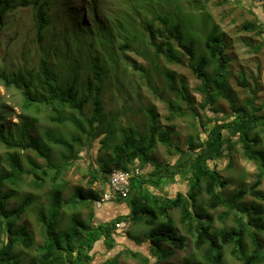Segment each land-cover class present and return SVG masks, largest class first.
I'll return each instance as SVG.
<instances>
[{
  "label": "rangeland",
  "instance_id": "obj_1",
  "mask_svg": "<svg viewBox=\"0 0 264 264\" xmlns=\"http://www.w3.org/2000/svg\"><path fill=\"white\" fill-rule=\"evenodd\" d=\"M46 1L51 2L49 16L52 24L46 33L44 47L38 41L35 26L36 12L32 7L19 8L7 16L0 37V71L11 73L19 69L38 68L45 50L49 48L50 61L55 65L61 57L66 56L65 49L57 43V39L66 38L64 45L71 47L70 52L79 59L77 64L82 76L81 87L86 85V69L90 66V61L99 54L101 60L106 61L105 66L110 71L103 91V106L105 113L108 114L107 122L109 123V118L114 115L118 117L116 134L108 141L110 147L119 142L122 133L129 128L145 133L149 126L148 110L154 108L159 117L160 130L171 132L173 153L170 154L168 147L158 141L150 158L162 164H175L181 156V153L176 151V145H180L183 150L184 154L181 158L184 161L188 156L185 153L190 148L187 143L188 138L194 137L197 142L196 137L199 134L204 139L208 137L203 124L206 125V130H210L217 123L229 122L236 117L231 100L236 104H244L248 98H252V92L256 90L255 103L257 106H264V3L260 0ZM162 13H170L175 20L183 21L185 40L193 41L198 51H204L206 36L210 35L216 25L220 26V33L225 34L226 45L222 47H225V55L228 59L226 69L229 74L224 91L231 95V99L220 94L216 103L207 105L205 97L198 89L202 85V79L189 66V57H185V63L171 64L162 56L154 55L148 35L143 34L142 25L153 21L156 15ZM249 23L261 24L263 32L259 34L257 31H246L243 26ZM155 26L163 28L161 22H156ZM104 34L107 42L98 40L94 45H90L91 36L99 39L104 38ZM130 39L135 42L131 49L125 51L119 49V46ZM113 50H115L114 54ZM137 66L147 71L150 82L145 72L137 69ZM215 67V64L208 67L209 75L214 73ZM170 72L176 75L178 86H181L180 80L184 79L191 95L195 115L192 114L193 111L187 102L177 100L182 109L188 111L187 115H175L173 120L168 119L172 113L167 102L176 98L175 93L168 86L167 74ZM243 81H246V86L242 85ZM23 104L24 97L21 91L15 88L7 89L3 83H0V113L4 116L2 125L5 126L7 134L15 140H21L20 132L24 122L33 124L29 136L41 138L48 143L52 160L63 165V154L67 151L63 146L51 141L47 132L68 136L74 128L70 125L57 126L51 122L50 110L45 106H42L41 112L37 113L34 110L25 111ZM93 110L94 104L90 102L85 107L84 115H91ZM101 138L102 136L97 140L94 139L92 144L86 141L85 147L78 148L79 158L63 172L62 180L67 183L62 195L63 200L69 199L74 203H68L62 209L58 218L59 228H67L74 214L94 227L101 224L115 225L112 235L115 238L114 243L111 244L108 237L101 232L93 250L88 253L89 259L92 258L90 264H181L184 258L193 253L197 254V258H203L205 248L199 250L196 247L195 234L189 233L187 227L181 223L180 208L172 211L171 214L178 230L187 238L188 246L183 250H176L172 258L162 262L150 253L147 234L151 228L147 225L146 219L134 222L130 218V208L125 203V199H122L124 201L117 199L116 206L103 202V195L108 192L109 187L100 180L93 181L101 167L99 157L104 155L99 151ZM226 154L220 160L211 161L210 164H214L213 168L217 166L216 169L222 178L229 182L224 190V195L228 197L239 189H249L257 179L259 168L254 161L245 158L241 144L236 145L231 156ZM12 157L19 159L23 172L16 183L11 182L10 179L4 181V191L16 190L9 206H18L25 196L33 198L29 211L18 222L20 226L26 225L35 239L33 248L29 250L17 248L23 252L25 264H29L39 255L45 241V228L39 221V216L41 212L48 215L52 206L51 179L54 170H49L47 175L43 174L45 168L49 167L48 162L36 151L8 149L0 142V177H8L13 171ZM33 161L43 168L37 171L44 177L45 183L42 186H36L29 176ZM154 168L151 162L137 160L128 172L137 174L134 178H140L137 179L138 186L141 180H149ZM186 171V174H177L173 178L161 180L158 187L150 182L145 185L154 193L169 197H175L179 191L188 193L190 172ZM79 186L98 190L102 193L99 201L105 205L99 208L97 202L79 203L74 198L75 190ZM259 190L264 193V183ZM202 198L206 199L207 196L204 195ZM253 201L264 204V201L256 199L251 194H247L241 203L251 204ZM207 210L213 218L212 223L217 231L221 228L237 227L233 218L234 213L223 219L228 213L227 206L217 209L208 207ZM119 217L123 219L116 221ZM161 220L162 218H159L158 222ZM121 222L125 223V226L118 228L117 224ZM132 252L137 255L133 256ZM225 254L229 264H241L232 255L231 245L225 247Z\"/></svg>",
  "mask_w": 264,
  "mask_h": 264
},
{
  "label": "trees",
  "instance_id": "obj_2",
  "mask_svg": "<svg viewBox=\"0 0 264 264\" xmlns=\"http://www.w3.org/2000/svg\"><path fill=\"white\" fill-rule=\"evenodd\" d=\"M260 1L264 3V0ZM50 5L51 2L46 0H0V37L10 13L19 8L32 7L36 12L35 26L38 41L44 47L46 33L52 24L49 16ZM156 22H161L163 28L156 27ZM142 28L143 34L148 35L149 45L154 49L156 57L162 56L171 64H182L185 63V57L190 58L189 66L202 79V85L198 89L205 97L207 105L216 103L220 94L231 99V95L224 91L229 74L226 69L228 59L225 55V47H222L226 45L225 34L220 33V26L216 25L210 35L206 36L204 51H198L193 41L185 40L183 21L175 20L170 13L156 15L153 21L143 24ZM243 28L246 31H257L259 34L263 32L261 24L249 23ZM98 40H106L105 34L104 38L99 39L91 36L90 45H94ZM133 41V39L125 41L119 49L122 51L131 49L132 44L135 43ZM64 42L66 38L57 39V43L65 49L66 56L61 57L55 65L50 61L49 48L45 50L38 68L19 69L11 73L0 71V83H3L7 89L15 88L21 91L25 111L34 110L39 113L41 107L45 106L50 110L51 122L57 126L70 125L74 128L68 136L47 132L51 141L63 146L67 151L63 154L64 163L60 165L52 160L48 143L41 138L29 136L33 124L25 121L20 132L22 139L15 140L7 134L5 126L2 125L4 116L0 113V142L8 149L36 151L48 162L49 167L45 168L43 174L47 175L49 170H54L51 179L52 206L48 215L41 212L39 216V221L45 228V241L39 255L29 264H90L92 258L89 259V254L101 232L108 237L111 244L114 243L115 238L112 235L115 225L101 224L94 227L74 214L67 228H59L58 220L64 206L74 203L69 199L63 200L62 195L67 188V183L62 180L64 170L79 158L78 148L85 147L86 141L92 144L94 139L97 140L101 136L99 151L104 155L99 157L101 167L93 181L100 180L110 187L109 178L115 169L130 171L137 160L154 164L155 168L149 175V180H141L137 186V179L140 178L132 179L131 192L125 199V203L130 208V218L134 222L146 219L147 225L151 228L147 239L150 241L149 250L152 256L163 262L172 258L176 250H183L188 246L187 238L180 233L171 214L172 211L180 208L181 223L187 227L189 233L195 234L196 247L199 250L205 248L203 258H197V254L193 253L184 258L181 264H229L225 254V247L228 245L232 246V255L241 264H264V204L254 201L251 204L241 203L247 194L264 201V193L259 190L264 183V106L256 105V90L252 92V98H248L244 104H236L231 100L232 108L236 113L233 120L217 123L210 130H206V125L203 124L207 138L204 139L200 134L196 137L197 142L194 137L188 138L187 143L190 148L185 153L188 156L184 161H182L183 150L180 145H176V151L181 153L180 158L175 164H162L150 158L152 151L160 141L172 154L173 143L171 132L160 130L159 117L154 108L148 110L149 126L145 133L129 128L122 133L120 141L110 147L108 141L116 134L118 117L114 115L109 118L108 123V114L105 113L103 106L105 81L110 73L105 66L106 61L101 60L99 54L94 56L86 69V85L80 87L82 76L77 64L79 59L76 55H72L71 47L65 46ZM112 53L114 54L115 50ZM212 64L216 67L214 73L209 75L208 67ZM136 68L144 71L150 82L147 71L143 67ZM167 77L169 89L176 95L175 99L167 102L172 113L168 119L173 120L175 115H187L188 111L183 110L177 100L187 102L193 111L192 114L195 115L191 95L184 79L180 80L181 86H178L174 73H168ZM242 85L246 86V81H243ZM90 102L94 104V110L91 115L85 116V107ZM237 144L242 145L245 158L258 165L259 173L249 189H239L226 197L224 190L229 182L222 178L216 169L217 166L213 168L214 164L210 162L220 160L225 153L231 156ZM231 160L233 161V158ZM12 162L13 171L8 177H0L2 230L0 264H25L23 252L17 248L29 250L34 247L35 239L29 228L26 225H18V222L29 211L33 198L25 196L18 206H9L16 190L4 191V181L10 179L11 182L16 183L23 172L17 157H12ZM32 165L29 176L36 186L44 185V177L37 172L43 168L34 161ZM186 170L190 172L188 193L179 191L175 197H169L154 193L145 185L150 182L158 187L161 180L173 178L177 174H186ZM204 195L207 196L206 199L202 198ZM74 198L79 203L93 204L102 198V193L93 188L85 189L79 186L75 190ZM221 206H227L229 213L225 214L223 219L234 213L233 218L237 227L221 228L218 231L214 228L213 218L207 208L217 209ZM159 218H162L161 222H158ZM122 219L119 217L116 221ZM132 255L137 254L132 252Z\"/></svg>",
  "mask_w": 264,
  "mask_h": 264
},
{
  "label": "built area",
  "instance_id": "obj_3",
  "mask_svg": "<svg viewBox=\"0 0 264 264\" xmlns=\"http://www.w3.org/2000/svg\"><path fill=\"white\" fill-rule=\"evenodd\" d=\"M136 175L137 174H131L128 171H123L119 169L114 170L109 178L110 191L103 196V202H110L114 199L127 198L131 192L132 179ZM103 202H97L99 208H101L102 205L105 204ZM123 226H125V223L123 222L117 224L118 228Z\"/></svg>",
  "mask_w": 264,
  "mask_h": 264
},
{
  "label": "crops",
  "instance_id": "obj_4",
  "mask_svg": "<svg viewBox=\"0 0 264 264\" xmlns=\"http://www.w3.org/2000/svg\"><path fill=\"white\" fill-rule=\"evenodd\" d=\"M115 202H117V200H114V201L110 202V205L116 206V203Z\"/></svg>",
  "mask_w": 264,
  "mask_h": 264
},
{
  "label": "clouds",
  "instance_id": "obj_5",
  "mask_svg": "<svg viewBox=\"0 0 264 264\" xmlns=\"http://www.w3.org/2000/svg\"><path fill=\"white\" fill-rule=\"evenodd\" d=\"M105 194H106V193H105ZM105 194H104V195H105ZM104 195H103V196H104ZM128 197H129V196H128ZM125 199H126V198H125ZM114 200H117V199H114ZM114 200H113V201H114ZM98 201H99V200H98ZM98 201H97V202H98ZM110 202H112V201H110ZM110 202H106V203H110ZM104 205H105V204H104Z\"/></svg>",
  "mask_w": 264,
  "mask_h": 264
}]
</instances>
